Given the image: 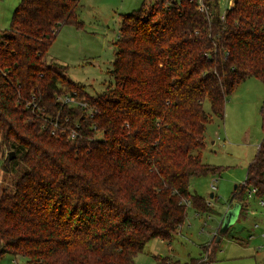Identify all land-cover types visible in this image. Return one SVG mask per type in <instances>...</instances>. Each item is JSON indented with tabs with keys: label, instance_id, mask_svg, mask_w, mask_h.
Instances as JSON below:
<instances>
[{
	"label": "trees",
	"instance_id": "1",
	"mask_svg": "<svg viewBox=\"0 0 264 264\" xmlns=\"http://www.w3.org/2000/svg\"><path fill=\"white\" fill-rule=\"evenodd\" d=\"M81 2L19 0L0 34V169L13 177L0 191V257L22 264H130L148 240H170L187 202L210 211L188 187L217 172L201 156L206 124L224 119L246 78L264 84V0L224 12L218 0H142L120 15L112 81L88 93L47 54L61 26H83ZM260 116L262 140L233 191L241 210L247 187L264 197V102Z\"/></svg>",
	"mask_w": 264,
	"mask_h": 264
},
{
	"label": "rangeland",
	"instance_id": "2",
	"mask_svg": "<svg viewBox=\"0 0 264 264\" xmlns=\"http://www.w3.org/2000/svg\"><path fill=\"white\" fill-rule=\"evenodd\" d=\"M19 0H0V34L9 22ZM142 0H82L78 7L81 28L61 26L47 51L48 57L65 64L66 74L84 85L88 93L105 89L112 81L110 69L115 42L120 26V15L138 8ZM224 12L228 0H218ZM243 89L227 99L224 119L213 116L206 124L202 160L216 167L217 172L193 177L189 181L191 193L201 195L210 211L196 213L191 202L187 204L185 220L169 241L160 237L148 240L130 264H157L165 257L169 264H186L191 258L195 264H263L264 263V206L256 195L245 189V205L226 233L214 238L232 198L234 185L245 181L246 165L254 156L262 138L260 106L264 102V84L248 77ZM76 99V98H75ZM78 100V99H77ZM74 106V105H71ZM203 108L211 114L209 102ZM214 141V142H213ZM0 160V167H1ZM12 175L0 169V191L9 188ZM212 195V196H211ZM233 203V204H234ZM239 203V202H237ZM232 204V205H233ZM250 234L253 236L250 238ZM216 247L213 255L203 246ZM22 256L4 253L0 264H22Z\"/></svg>",
	"mask_w": 264,
	"mask_h": 264
},
{
	"label": "built area",
	"instance_id": "3",
	"mask_svg": "<svg viewBox=\"0 0 264 264\" xmlns=\"http://www.w3.org/2000/svg\"><path fill=\"white\" fill-rule=\"evenodd\" d=\"M228 4H231V0H228ZM58 99L59 100H62L64 102H67L70 105H74V106L76 105L79 108H83V107L86 106V104L84 102H82L80 100H77V99H74L73 96L72 95H69V94L61 95L60 97H58ZM76 126H78V125H76ZM55 129H56V124L54 125L53 128H51V130L54 132V131H56ZM63 132H65V131H63ZM67 136L70 139L76 138V136H77V130H70V131H68L67 132ZM246 189H248L249 196L255 195V193L257 191L256 187H252V186H249ZM259 200H260V205L264 206V197L259 198ZM187 203H189V202H187Z\"/></svg>",
	"mask_w": 264,
	"mask_h": 264
},
{
	"label": "water",
	"instance_id": "4",
	"mask_svg": "<svg viewBox=\"0 0 264 264\" xmlns=\"http://www.w3.org/2000/svg\"><path fill=\"white\" fill-rule=\"evenodd\" d=\"M13 155V152H11L8 158L11 159ZM240 208L241 205L237 202L227 208V210L222 215V220L218 226L219 234L226 233V231L230 228L231 224L238 218Z\"/></svg>",
	"mask_w": 264,
	"mask_h": 264
},
{
	"label": "crops",
	"instance_id": "5",
	"mask_svg": "<svg viewBox=\"0 0 264 264\" xmlns=\"http://www.w3.org/2000/svg\"><path fill=\"white\" fill-rule=\"evenodd\" d=\"M14 10V9H13ZM247 80V79H246ZM245 80V81H246ZM245 81H242V83L241 84H239L237 87H236V89L232 92V93H230V94H232L233 96H232V98H234L235 97V95L234 94H238L239 92H241L243 89H245V87H243L242 85H243V83L245 82ZM225 110L227 109V105H226V107L224 108ZM226 112H227V110H226ZM225 115V114H224ZM206 131V130H205ZM205 138V137H204ZM214 142V141H213ZM204 162V161H203ZM248 164V163H247ZM235 187H234V190L237 188V185H234ZM212 196V195H211ZM234 202H230V204H228V206H227V208H229L232 204H233ZM226 208V209H227ZM240 211H242L241 210V208H240ZM240 211H239V214H240ZM196 212V211H195ZM197 213V212H196ZM239 214H238V216H239ZM222 219V218H221ZM221 222V221H220ZM220 224V223H219ZM219 226V225H218ZM218 226H217V228H216V233L214 234V238H216L217 237V239H218V236H219V232H218ZM253 236V234H250V238Z\"/></svg>",
	"mask_w": 264,
	"mask_h": 264
}]
</instances>
